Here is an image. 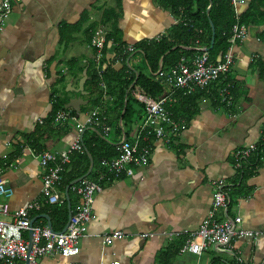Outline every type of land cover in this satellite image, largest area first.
<instances>
[{
    "label": "crops",
    "instance_id": "crops-1",
    "mask_svg": "<svg viewBox=\"0 0 264 264\" xmlns=\"http://www.w3.org/2000/svg\"><path fill=\"white\" fill-rule=\"evenodd\" d=\"M248 1L236 4L237 13L245 11ZM110 9L121 12L117 28L125 45L152 39L175 22L171 13L155 0L11 2L0 33V170L13 191L9 198L0 197V201L7 203L11 213L28 201H39L41 209L47 204L40 193L43 169L36 155L43 150L64 149L76 136L70 122L59 125L50 122L53 98L67 99L64 108L71 99L82 98L87 103L81 106V114L93 108L86 81L90 72L88 65L94 62L97 68L99 58L88 44V33L102 26L101 18ZM85 14L86 22L72 34L73 40L60 44V25L75 24ZM244 24L245 38L229 45L233 65L227 79L217 80L205 92H194L198 96V110L190 120L186 119L187 127L180 136L170 142L151 138L152 152L146 165L134 167L130 175L100 183V191L93 194L92 218L86 235L78 241L79 253L74 261L83 264H264V157L260 165L252 168L254 173L244 172L245 176H242L244 167L238 170L233 167L235 150L264 140V8L250 23ZM103 28L108 31L109 24ZM115 46L112 41L108 42L105 62L99 70L104 71L107 65L120 69L122 62ZM140 59L138 55L133 56L132 68ZM223 80L225 85L232 84L230 106L220 102ZM176 92L180 91L169 87L162 98L165 102L177 103L173 97ZM187 99L182 102L187 103ZM105 100L110 129L107 134L102 133L108 141L113 138L116 146L122 140V134L115 133L120 109L114 96L113 99L107 96ZM131 106L136 114L126 127L128 137L143 117L142 109L137 111L133 102ZM122 128L125 129L123 123ZM32 136L39 139L36 144L39 151L29 147ZM98 159L87 180H94L99 174ZM217 180L228 185V215L240 216L242 228L260 234L253 240L234 239L230 253L217 252L213 247L200 255L180 252L179 247L187 240L186 233L197 231L211 209ZM61 182L62 176L57 185L59 195ZM231 193L235 196L233 203ZM72 199L75 205L78 202L75 193ZM37 213L31 214V220L41 217L34 224L47 225L42 217L47 214ZM224 217L223 209H217V220L222 221ZM4 219L10 220V216ZM116 232H122V236L113 237L109 242L104 239L105 235ZM22 237L29 240L27 232ZM175 248L178 252H174ZM40 264H68V260L58 255L46 256L40 259Z\"/></svg>",
    "mask_w": 264,
    "mask_h": 264
},
{
    "label": "built area",
    "instance_id": "built-area-1",
    "mask_svg": "<svg viewBox=\"0 0 264 264\" xmlns=\"http://www.w3.org/2000/svg\"><path fill=\"white\" fill-rule=\"evenodd\" d=\"M12 0H0V33L3 21L10 12ZM235 12L237 3L244 0H231ZM233 25L232 34L228 39L230 45L236 41H242L247 33L245 24L238 21ZM93 45L102 48L104 32L95 30ZM200 52L195 55L192 62H178L164 74L161 68L156 74L168 80L172 88L184 89L186 95H190L197 89H204L210 83L226 78L233 65L231 49L223 54L216 63L209 62V56L205 47H199ZM133 51V45L124 47V53ZM190 62V64H188ZM232 84L227 83L219 91L220 102L224 106L231 104ZM135 98L143 106V117L139 120L138 128L129 137L115 146L117 155L112 158H100V172L94 180L84 178L73 185V192L78 197V202L71 210V218L65 231H51L47 225L31 223V214L39 211V201L25 202L14 212H10L8 205L0 201V264H40V259L46 256L58 255L68 260V264H83L73 259L79 253L78 241L87 233V224L91 220V204L93 194L100 191V183L110 178L117 179L124 175H130L133 168L144 166L148 163L152 152L150 138L170 142L180 136L187 127L184 118H175L164 106L165 99L153 100L141 94H134ZM70 122L75 130L74 141L66 148L52 151L44 150L36 155L39 165L43 169L41 175V196L45 203L59 205L63 198L59 195L57 185L61 181L65 164L69 163L74 153H82V135L84 130L101 127L104 134L110 129L106 123V116L97 107L83 112L72 114L70 110H60L54 116V124ZM41 123V122H40ZM92 131V130H91ZM256 143H250L233 154L234 169L238 170L245 165L247 159L256 149ZM212 207L197 231L186 233L187 240L180 252H190L200 255L208 248H214L217 252L230 253L234 239H256L259 231L244 229L241 226V217H230L227 213L229 197L228 185L222 180L214 183ZM13 194L12 189L6 184L3 173L0 170V197L9 198ZM222 208L225 217L217 220L216 210ZM10 216V220L4 217ZM31 234V247L29 240L22 237V233ZM122 232L105 235L104 239L110 241L113 237H121Z\"/></svg>",
    "mask_w": 264,
    "mask_h": 264
},
{
    "label": "trees",
    "instance_id": "trees-1",
    "mask_svg": "<svg viewBox=\"0 0 264 264\" xmlns=\"http://www.w3.org/2000/svg\"><path fill=\"white\" fill-rule=\"evenodd\" d=\"M158 5L168 10L175 22L165 32L160 33L152 39H145L137 42L133 45V51L124 53L125 44L121 41V33L117 28V19L120 17L121 12L117 9L109 10L103 14L101 18L102 27L105 24H109V30L105 32V39L102 48L95 47L93 45V35L95 29H90L88 33V44L93 46V50L97 53L99 58V65L97 68L94 62H91L88 66L90 68L89 79L86 81V87L90 91L92 97V106L97 107L103 115L106 116V123L108 125V115L106 106L108 102L105 98L111 96L117 103L120 111L116 118L115 133L117 136H121V128L119 127V118L125 105V110L122 115V123L125 127V136L127 138L129 131L126 127L130 124L131 119L136 114V111L131 106V103L139 102L136 100L134 93L141 94L147 98L158 100L164 96L169 87V84L165 76H158L157 70L161 66L162 71L167 73L178 62H192L196 53H199V47H205L208 52L209 62L216 63L223 54L226 52L229 42L228 39L232 33V27L237 22L236 16L240 23H250L253 16H255L261 9L264 8V0H249L248 6L242 14L235 12L234 6L231 0H155ZM210 5V11L207 14L206 10ZM86 14L83 15L80 20L72 25L61 24L59 27L60 44L66 41L71 42L73 40L72 34L78 31L82 24L86 22ZM209 19L212 21L215 34L214 42L211 46V27ZM254 22V21H253ZM109 41H112L116 46V54L122 62L120 69L115 70L111 65H107L104 71L99 70L103 62H105L106 48ZM68 44V43H67ZM129 54H132L128 62L126 58ZM140 56L138 64L132 68L130 60L133 56ZM193 59V60H192ZM190 62L188 64H190ZM139 65V66H138ZM61 78V77H60ZM59 80H62L60 79ZM224 79L225 78H220ZM219 79V80H220ZM218 80V81H219ZM224 80L222 81L221 88L225 87ZM214 81L213 83H216ZM204 87V89H197V91L205 92L211 84ZM169 86V87H168ZM220 88V89H221ZM219 89V90H220ZM178 90L176 92L174 100L176 102H165L164 106L170 111L175 118H184L190 120L192 114L197 111V91H194L190 95H186L184 89L173 88ZM55 89L53 90V93ZM195 95V96H194ZM191 101L189 98L193 97ZM188 98L187 103H183L182 100ZM212 100V98H210ZM67 99L53 98L52 111L50 115V122L54 121L55 114L60 110H70L72 114H76L71 108H64ZM193 101V102H192ZM106 102V103H105ZM105 103V104H104ZM186 104V105H185ZM141 105V104H140ZM142 107V105H141ZM192 110V111H191ZM135 113V114H134ZM118 121V123H117ZM101 127L96 129L101 133L100 135L89 129L84 130L82 135V144L89 152L93 159V168L96 165L97 158L100 157H115L117 155L116 148L114 146V139H104ZM152 138V137H151ZM150 138V139H151ZM39 142L38 137L32 136L29 140V147L39 151L36 148V144ZM151 142V140H150ZM243 147V146H242ZM241 147V148H242ZM239 148V149H241ZM237 149V150H239ZM235 150V151H237ZM264 157V140L256 145L255 151L247 159L243 168L242 176L245 173H254V167L261 164V160ZM100 161V159H98ZM247 165V166H246ZM249 166V167H248ZM89 167V159L85 150L82 153H74L71 155L69 163L65 164L62 171V182L59 185L60 195L65 199L63 194L66 186L73 180L83 176ZM245 172V173H244ZM92 173V172H91ZM91 173L88 177H90ZM73 185L68 190V196L70 199L71 207L73 208L74 201L72 195L74 194ZM47 214L52 223L54 231H61L67 223V206L66 200L59 205H44L42 209L38 211L36 215ZM36 217L34 223L38 220ZM43 219V218H42ZM46 220H44L45 222ZM180 249V247H179ZM178 248L174 249V252H178Z\"/></svg>",
    "mask_w": 264,
    "mask_h": 264
},
{
    "label": "water",
    "instance_id": "water-1",
    "mask_svg": "<svg viewBox=\"0 0 264 264\" xmlns=\"http://www.w3.org/2000/svg\"><path fill=\"white\" fill-rule=\"evenodd\" d=\"M209 1H210V3H211V0H209ZM209 11H210V5L208 6V8H207V10H206L207 14L209 13ZM209 24H210L211 31H212V34H211V46H212V44H213V42H214L215 28H214V25H213V23H212V21H211L210 19H209ZM82 87H83V84H81V88H82ZM86 103H87V102H85L84 100H82V98L80 99V98H77V97H76V98L71 99V100L69 101V103L67 104L66 108H71L72 110L75 111L76 114H79V113H80V110H81V106H82L83 104H86ZM124 110H125V105H124V108H123V110H122V112H121V115H120V118H119V127H120L121 130H122V140H121V142L124 140V138H126L125 133H124V130H123V128H122V115H123V113H124ZM91 130L94 131V132H96L97 134L100 135V133H99L98 131H95L94 128H91ZM102 137H103V136H102ZM82 145H83V144H82ZM83 149H84L85 152L87 153V156H88V159H89V168H88L87 172H86L83 176H81V177H79V178H77V179L71 181V182L66 186V188H65L64 195H65V199H66V206H67L68 217H67V223H66V225L64 226V228L62 229V231H65V230H66V227H67V225H68V222H69V220H70V218H71V204H70V199H69V196H68V190H69L70 186H72V185L76 184L77 182H79L80 180L86 178V177L90 174L91 169H92V167H93V159H92L91 155L89 154V152L86 150V148H85L84 146H83ZM42 217L45 218V219L47 220V225H48L49 229H50L51 231H53V228H52V225H51V222H50V218H49L47 215H42ZM33 221H34V220H31V222H33ZM28 242H29V247H31V234H30V233H29V241H28ZM25 264H27V263L25 262Z\"/></svg>",
    "mask_w": 264,
    "mask_h": 264
},
{
    "label": "rangeland",
    "instance_id": "rangeland-1",
    "mask_svg": "<svg viewBox=\"0 0 264 264\" xmlns=\"http://www.w3.org/2000/svg\"><path fill=\"white\" fill-rule=\"evenodd\" d=\"M97 30H100V31H102V32H105L106 31V29L105 28H103L102 26H98L97 27ZM115 57V56H114ZM141 103L140 102H136L135 103V105L137 106V111H140L141 109H142V111H143V106L141 107V105H140ZM244 146H246V145H244ZM243 146V147H244ZM44 151V150H43ZM42 152V151H41ZM231 195V199H232V203L234 202V200H235V196L231 193L230 194ZM231 214H232V209H231Z\"/></svg>",
    "mask_w": 264,
    "mask_h": 264
},
{
    "label": "clouds",
    "instance_id": "clouds-1",
    "mask_svg": "<svg viewBox=\"0 0 264 264\" xmlns=\"http://www.w3.org/2000/svg\"><path fill=\"white\" fill-rule=\"evenodd\" d=\"M243 24H244V23H243ZM232 28H233V27H232ZM96 29H97V28H96ZM231 34H232V33H231ZM229 38H230V37H229ZM104 39H105V32H104ZM236 42H239V41H236ZM236 42H235V43H236ZM229 45H230V44H229ZM126 46H128V45H125V47H126ZM228 48H229V46H228ZM228 48H227V50H228ZM133 49H134V48H133ZM199 50H200V48H199ZM227 50H226V51H227ZM128 53H129V52H127V54H128ZM128 60H129V58H126V62H128ZM175 65H176V64H175ZM227 76H228V75H227ZM135 94H136V93H135ZM137 94H138V93H137ZM233 154H234V153H233Z\"/></svg>",
    "mask_w": 264,
    "mask_h": 264
},
{
    "label": "bare ground",
    "instance_id": "bare-ground-1",
    "mask_svg": "<svg viewBox=\"0 0 264 264\" xmlns=\"http://www.w3.org/2000/svg\"><path fill=\"white\" fill-rule=\"evenodd\" d=\"M239 15H240V13H238ZM137 100V99H136ZM137 101H139V100H137ZM32 224H34V221L33 222H31ZM47 227H48V225H47ZM49 228V227H48ZM29 234V233H28Z\"/></svg>",
    "mask_w": 264,
    "mask_h": 264
}]
</instances>
